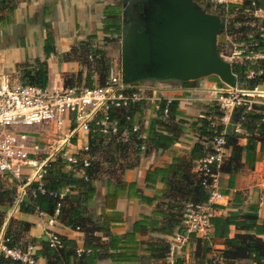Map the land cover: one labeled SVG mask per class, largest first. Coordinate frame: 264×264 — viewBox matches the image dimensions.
<instances>
[{"label":"trees","instance_id":"trees-1","mask_svg":"<svg viewBox=\"0 0 264 264\" xmlns=\"http://www.w3.org/2000/svg\"><path fill=\"white\" fill-rule=\"evenodd\" d=\"M204 7H208V0H193ZM213 13L217 16H224L229 19L232 27L228 29V34L233 36L232 42L238 44L236 48L244 49L242 55L250 51L255 57L243 59L242 61H233L230 63L231 71L236 77L237 89H253L264 84V15L262 19L255 23L253 16L255 10L264 12V0H241L240 2H217L212 5ZM205 11L206 8H205ZM120 14L119 10L112 9L106 12L102 21L101 28L103 40L109 42L114 40L113 35L120 33ZM254 22L252 24L251 22ZM239 33L238 37H235ZM110 36V37H107ZM80 46L84 43L80 42ZM43 55L46 58L53 49V38L50 32H47L43 41ZM217 51H220L216 45ZM93 55L95 59L91 63H86V68L90 67L98 73V81L103 80L108 69V63L102 50H95ZM19 74L20 84H32L44 87L47 80V67L45 59H35L33 62L23 60L16 65ZM221 87H227L219 79ZM191 81H182L188 84ZM84 86H91L88 77L85 78ZM143 106V101L138 100L128 104L126 108L119 109L117 117L119 133L122 127L131 130L133 116ZM166 108V114L163 109ZM179 114L177 110V101L174 99H160L154 116L150 117L145 127L144 139L136 142L140 146L142 142H147L154 148H167L174 143L178 137V132L182 129L181 125L174 120ZM221 110L215 101L207 105L206 110L199 116L191 118L192 126L197 135V141L189 150L188 157H174L172 161L163 167H154L144 173L143 182L145 186L158 181L164 184L161 192L165 193L174 203H168V211L156 207L151 216L141 215L131 225L128 232L121 236H111L109 239L108 250L102 251L101 246L94 244V231L109 232V224L120 222L121 213L113 210V204L119 197L125 195L128 198L136 197L143 202L150 203L152 198L142 195L134 182H124L117 180L107 188L104 196L103 208L100 210V223L95 222L88 209L87 202L91 201L95 194L94 178L97 173V166L94 160L89 159L88 164L82 167L80 176H73L66 170L67 162L59 157L48 162L45 172L41 177L43 192L37 190L36 182H30L26 187L27 196L22 197L18 203L20 212L32 213L34 211L43 212L54 216L62 225L83 233V247L76 253V244L74 240L65 236L58 235L61 246L50 247L45 239L39 241V248L33 253V257L41 256L45 259V264H94L96 260L108 258L113 261H133L137 260L136 254L139 245H143L144 252L148 253L153 259H163L168 251V242L159 237H150L148 240L140 239V235L145 231L162 232L171 235L175 231H180L181 212L185 202H203L206 199V191L200 184L197 174L191 171L193 161L201 158L207 151L210 139L218 134L222 124L218 122L221 116ZM238 125V131L234 126ZM132 132V131H131ZM134 134L137 131L133 132ZM94 135L98 133H93ZM224 148L227 154L221 160L218 171L219 174H226L227 188L233 186L232 176L238 173L242 168L252 169L255 161L264 155V103L253 102L250 108L244 105L235 106L230 115L229 122L223 135ZM243 139V143L240 140ZM145 146V145H144ZM89 156L88 151L86 152ZM2 176H0L1 178ZM10 178L8 176H3ZM15 180L13 178H10ZM63 192L62 196L49 195L48 192ZM226 193V191H223ZM14 196L13 187H4L0 181V229L3 225L4 216L9 208L12 197ZM238 191L233 193V205H238ZM217 205L215 204L214 207ZM248 212L234 211L223 216L212 215L209 218L213 228L211 236L223 237V247L221 249L211 250L209 247H203L201 258L196 264H233L240 259H250L254 264H263L264 261V240L256 234L264 233V215L260 224H256V206H249ZM57 212L54 213V210ZM172 210V211H171ZM155 216L165 218V226H161ZM232 224L235 228V234L232 237L227 236V226ZM30 223L10 217L3 228V236L8 238V246H16L24 249L27 245H32L34 238L25 237ZM252 229L254 233H247ZM243 231V232H242ZM196 240L199 238L190 234ZM207 241L204 240V243ZM210 250V251H209ZM211 252L206 257V253ZM0 264H22L17 260L3 257L0 253ZM173 264H181V260L175 257Z\"/></svg>","mask_w":264,"mask_h":264},{"label":"crops","instance_id":"crops-1","mask_svg":"<svg viewBox=\"0 0 264 264\" xmlns=\"http://www.w3.org/2000/svg\"><path fill=\"white\" fill-rule=\"evenodd\" d=\"M227 1L240 2L241 0H221V2ZM112 9L119 10L118 17L121 26L123 10L121 0H0V82H6L8 85L20 84L16 65L23 60L33 62L35 59H45L47 67L46 87L84 86L86 77L91 81V86L100 83L98 73L91 67L90 69L86 68V63H91L95 59V55H93L95 50L103 51L102 45L106 42L103 40V33L99 29L105 17V11L109 12ZM47 32L52 35L54 51L45 58L42 47ZM80 42L84 43V46H80ZM113 70L115 69L113 68ZM155 81H160L156 87L141 90L142 98L140 100L143 101V106L134 114V123L132 124V126L137 127L136 134L125 127H122L116 136L109 133L94 135L91 132L77 131L70 138L72 143H69L70 134L66 128L62 127L63 129L59 130L67 132V138L64 142L69 145L64 149L61 147L62 151L72 153L86 145L88 149L82 153L87 155L86 152L88 151V158L96 163L95 194L92 200L86 204L95 222L100 223V210L103 208L107 188L117 180L134 182L142 195L152 198L150 203L143 202L136 197L128 198L125 195L115 200L112 209L121 213L122 220L110 223L108 233L93 232L96 238L93 243L100 245L102 251L113 252L114 250H108L110 237L121 236L130 231L132 223L141 215L151 216L156 207L167 212L168 203H174L165 193L161 192L164 184L158 181L159 179L155 183L145 186L143 182L144 173L148 169L168 165L174 157H188L190 148L198 140L194 128L190 126L191 118L199 116L206 110L207 105L213 100L219 89V87L202 85L201 83L198 85L181 83L179 86H171L170 83L165 82V79H155ZM259 94L262 96L259 95L256 99L264 98V91L260 90ZM160 99L177 101L179 114L175 116L174 120L181 125L182 129L178 132L176 141L167 148H154L147 142H142L140 146H137L136 142L144 139L147 121L154 116ZM110 111L117 117L119 109H111ZM243 141L241 139L240 143ZM54 153L55 151H53ZM225 154H227V150H225ZM44 156L47 155L41 151L40 157ZM53 159L55 158L51 156L49 161ZM196 161L194 160L191 166L193 172ZM81 169L82 167L66 165V170L73 176H80ZM22 171L29 175V178L34 167H26ZM226 181L227 175L219 174V191L224 197L216 203L217 206L213 210V215L225 217L234 211L248 212L249 206L254 205L256 206L255 223L260 224L264 215V155L255 161L252 169L248 170L244 167L234 174L231 188H227ZM29 183L26 182L22 185V191L26 189ZM234 191L239 193V202L236 206L232 203ZM18 203L14 201L12 208L9 207V215L3 221L0 229L1 234L6 222L12 217L30 223L25 232V237L35 239L30 245L33 253L39 248V241L45 239L47 230H52L57 235L74 240L77 249H82L83 233L81 231L64 226L54 216L43 212H20ZM155 218L159 220L161 226H165V218L160 216H155ZM50 220L51 223L49 224ZM235 231L232 224L227 226L228 237H232ZM209 233L207 238L197 237L200 240L191 241L194 245L192 246L197 248V241H200V245L203 247H209L211 243L212 249H221L223 237L211 236L213 234L212 227ZM247 233L252 234L254 231L250 229L247 230ZM168 236L162 232L145 231L139 237L142 240L159 237L167 241ZM256 236L264 240V233L256 234ZM204 240L207 242L204 243ZM192 246L190 250L193 249ZM143 247V245H139V250L136 252L137 260L115 262L108 258H101L96 260L94 264H168L165 258H151L148 253L142 250ZM33 253V264H45L43 257H33ZM179 253H175L174 257H178L181 264H196L201 258V256L200 258L196 257L193 261L190 255L191 251L188 252V250ZM209 255L210 253L207 252L206 257ZM233 264L252 263L250 259H240L234 261Z\"/></svg>","mask_w":264,"mask_h":264},{"label":"built area","instance_id":"built-area-1","mask_svg":"<svg viewBox=\"0 0 264 264\" xmlns=\"http://www.w3.org/2000/svg\"><path fill=\"white\" fill-rule=\"evenodd\" d=\"M221 2V0H215ZM256 12H263L258 9ZM264 13V12H263ZM244 49L235 48L236 55H242ZM245 59L255 57L250 51L242 55ZM131 83H123L120 73L109 67L104 79L92 86L72 85L66 87H39L32 84L8 85L0 82V176H8L15 180L23 175L22 169L34 167L32 175L27 177L26 182L35 181L37 190L43 192L41 177L48 165L50 156L40 157L41 150L36 135L39 131H25L17 126L43 125L54 127L56 131L65 127L69 136L77 131L91 133L117 132V120L110 113L111 109H123L129 103L142 98L141 89ZM258 87L253 89H237L227 86L226 89L217 91L213 98L221 116L218 122L222 128L213 136L208 143V151L195 164L194 172L200 179V184L206 191V199L203 202H185L181 212L180 231H174L168 236V251L165 260L173 264L174 255L178 246L185 242L190 234L195 237L207 238L210 235L211 223L209 218L213 215L214 205L224 196L219 191V165L225 155L223 135L229 122L232 109L238 105L250 108L251 103H264V98L254 99L259 96ZM262 96V95H260ZM166 114V108L163 109ZM133 125L131 131H136ZM238 131V125L234 126ZM35 134V139H34ZM70 138V137H69ZM87 146L84 145L75 152L69 153L58 147L52 155L67 162L72 167H85L89 158L85 153ZM83 150V151H82ZM16 198L19 202L24 194L23 186L20 187ZM48 192L49 195L62 196L63 192ZM57 209L54 210V213ZM51 220L49 221V224ZM45 240L50 247H60L61 242L52 230L45 232ZM8 238L0 233V253L3 257L17 260L22 264H33L32 247L27 245L24 249L16 246H8ZM80 250L76 249V253ZM252 264L254 262L251 261ZM218 264H222L218 260Z\"/></svg>","mask_w":264,"mask_h":264},{"label":"water","instance_id":"water-1","mask_svg":"<svg viewBox=\"0 0 264 264\" xmlns=\"http://www.w3.org/2000/svg\"><path fill=\"white\" fill-rule=\"evenodd\" d=\"M120 79L195 80L215 75L236 86L230 62L217 53L224 19L193 0H121ZM136 14V15H135Z\"/></svg>","mask_w":264,"mask_h":264},{"label":"rangeland","instance_id":"rangeland-1","mask_svg":"<svg viewBox=\"0 0 264 264\" xmlns=\"http://www.w3.org/2000/svg\"><path fill=\"white\" fill-rule=\"evenodd\" d=\"M208 1H209L208 7H204L206 5L205 2L201 3V5H199V4H197V5L201 9H203L204 11L206 8L207 12L213 13L214 8L212 7V5L214 3H217V2L215 0H208ZM263 15H264L263 12L262 13L261 12L253 13V16L256 19L255 23H258L262 19ZM218 17L219 18L222 17L224 19V27L221 30H219L217 32V35H216V45H218V47L220 48V51H217L218 55L223 60L228 61L230 63H232L233 61H242L245 58L242 55H236L234 53V49L237 47L238 44H235L234 42H232L231 40H232L233 36L228 34V29L230 27H232V25L229 22V19L227 17H224V16H218ZM251 23L254 24L253 21ZM238 36H239V33H236L235 37H238ZM102 47H103L102 48L103 52L105 54V58H106L107 63H108V69L110 66V67L115 69V72L119 73L120 35L117 34L114 37V40H112L110 42L103 43ZM108 69H107V71H108ZM107 71H106V73H107ZM105 76H106V74L104 75V77ZM104 77H103V79H104ZM217 79L218 78L215 75H208V76H204L201 78H197L195 80H190L191 81L190 83H192L194 85H198L199 83H201L202 85H211V86L213 85L215 87H219V89H218L219 91H221V89H226L227 87L219 86ZM158 82H160V81H158ZM158 82H156L155 79L143 78V79H139L137 81H134L132 84L136 85L137 88L142 90V89H148L151 87H156V85H158ZM165 82L170 83L171 86H179L182 83V81L176 80V79H165ZM258 90L264 91V84L259 86ZM253 98L256 99L257 96H253ZM211 101H213V100H211ZM17 127L20 129H23L25 131H39V134L36 135V139L39 143V147H40L41 151L45 152V155H49L50 157L53 155V151H55L56 148L63 147V149H64L65 147H69L67 142H64L65 138H67V132H65V131H62V132L59 130L56 131V130H54V127L48 126L46 128V126H43V125L17 126ZM71 137L72 136H70V138ZM70 138H69V143H72ZM34 139H35V134H34ZM206 145H208V143H206ZM57 154L52 156V158L58 157V156H56ZM28 176L29 175L23 174L17 180H12L10 178L3 177V176L0 178V181L4 187H13L14 188V196L12 197L13 199H12V202L10 204L11 207L9 206L10 208H12L14 201H15L14 199L16 198L18 192L21 190L20 187L22 186V183L25 182V180L27 179ZM24 191L25 192L22 195V197L27 196L26 189H24ZM10 208H9V210H7V213L4 216V220H6V218L8 217V215H9L8 213L10 211ZM195 240L196 239L194 237L189 236L185 242L181 243L178 246L176 253H179V252L181 253L182 251L188 250V252L191 251L190 255L192 256L193 261L196 257L200 258V256L202 255V251H203V245H200V241H197L198 247L194 248L193 247L194 245L191 243V241L195 242ZM191 246L193 248L192 250H190ZM209 248H211V250H213L211 247V243L209 244ZM194 249H196V250H194ZM208 253H211V252H208Z\"/></svg>","mask_w":264,"mask_h":264},{"label":"bare ground","instance_id":"bare-ground-1","mask_svg":"<svg viewBox=\"0 0 264 264\" xmlns=\"http://www.w3.org/2000/svg\"><path fill=\"white\" fill-rule=\"evenodd\" d=\"M136 15V14H135Z\"/></svg>","mask_w":264,"mask_h":264}]
</instances>
